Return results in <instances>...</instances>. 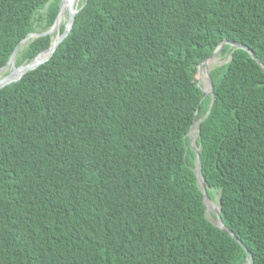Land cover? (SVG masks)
<instances>
[{
  "label": "trees",
  "instance_id": "trees-1",
  "mask_svg": "<svg viewBox=\"0 0 264 264\" xmlns=\"http://www.w3.org/2000/svg\"><path fill=\"white\" fill-rule=\"evenodd\" d=\"M60 1L0 0V68ZM76 10L50 60L0 90V264H264V68L226 44L213 97L197 84L222 42L264 66V0ZM55 35L23 44L15 67ZM196 112L207 197L241 244L207 217Z\"/></svg>",
  "mask_w": 264,
  "mask_h": 264
},
{
  "label": "water",
  "instance_id": "water-1",
  "mask_svg": "<svg viewBox=\"0 0 264 264\" xmlns=\"http://www.w3.org/2000/svg\"><path fill=\"white\" fill-rule=\"evenodd\" d=\"M62 5H63V0L60 1V8H59L58 15L61 12ZM76 13H77V10L72 6L71 3L68 2L67 6H66V13H65L66 14L65 25H64V28H63L62 32L60 31V27L58 29H56V21H57V18H58V16H57V18H56V20H55V22H54V24H53V26L51 27L50 30H48L47 32L42 33V34H36V33L29 34L23 41H21L17 45V47L15 48V50H14L12 56L10 57V59L8 60V62L2 68H0V90L5 88L6 86L12 84V83H15V82L19 81L25 74H27L30 71L35 70L40 65H42V64L46 63L48 60H50V58L54 55V53H55L57 47L59 46V44L66 38V36L70 32V30L72 28V25H73V22H74V19H75ZM55 30H56V35H55L54 39L52 40V42H51V44H50L48 49H46V50L42 51L41 53H39L31 62H29L27 64H24V65H21L19 67H15V65H14L15 54H16L18 49L23 44L28 42V40H30V39H35V38L43 36V35L52 34V33L55 32ZM226 44H229V45L233 46V48H234L233 50H235V49L245 50L256 61V63L261 66L262 69L264 68V66L262 65L260 60H258L254 56L253 52L248 47H246L244 45L237 44L235 42H228V43L227 42H222L215 49V51L209 57H207L206 59L211 58V57L219 54L221 52L222 48ZM232 52L233 51L230 52L229 59L232 58ZM42 53H47L46 57L44 59H42V60H38V57ZM206 59H204L198 65V67L201 66ZM12 61H13L14 70L13 71H8V73H6V74H2L4 72V70L9 66L10 62H12ZM15 72H18V73L16 74ZM206 75H207V80H208V89L204 90V89L201 88V91H202L201 99H203L208 94H210L213 97V83H212V80H211V77H210V71H207ZM206 115H207V113H206ZM196 116H197V112L195 113L194 123H193L192 127L189 129L188 136H191L192 128H193L195 123H197L196 129H195L196 136L199 135V124H200L201 120L196 121ZM189 145H190L191 149L196 153L195 173H196V177H197L198 186H199V188H200V190L202 192V195H203L202 200H203V204L205 206L206 214L210 215V217H211V219H209V221L212 224H214L215 226H217L218 228H220L222 231L226 232L237 243L241 244V242L230 231H228L226 229V227L224 226V224L222 222V219H221V215H220V208L218 206H217V209L216 208H210L208 206L207 202H211V204H213L214 202L211 201L207 197L206 185H205V182H204V180L202 178V174H201V163H200L199 149H198V146L196 144V139L193 140V141H191L189 139ZM218 205H219V203H218ZM212 215L215 218H212ZM249 263H250V255L248 253V256H247L246 260L242 264H249Z\"/></svg>",
  "mask_w": 264,
  "mask_h": 264
},
{
  "label": "rangeland",
  "instance_id": "rangeland-1",
  "mask_svg": "<svg viewBox=\"0 0 264 264\" xmlns=\"http://www.w3.org/2000/svg\"><path fill=\"white\" fill-rule=\"evenodd\" d=\"M81 2H82V0H80V3ZM64 23L65 22H62L61 25ZM54 33H56V30ZM210 60L211 61L208 65H206L205 63L202 64L201 66L198 67V71H197V84H198V86H200L204 90L208 89V80H207V75H206L207 71H210L214 67H218V66L228 62L229 58L221 57L220 54H217V55L213 56ZM8 71H10V70H5L2 74H6V73H8ZM196 137H197L196 132L194 130L193 132H191V136H189V139L191 141H193L196 139ZM213 202L215 203V208L217 209V205H216L217 202L216 201H213ZM208 206H210V205L208 204ZM207 217H208V219H211V217L209 215H207Z\"/></svg>",
  "mask_w": 264,
  "mask_h": 264
},
{
  "label": "bare ground",
  "instance_id": "bare-ground-1",
  "mask_svg": "<svg viewBox=\"0 0 264 264\" xmlns=\"http://www.w3.org/2000/svg\"><path fill=\"white\" fill-rule=\"evenodd\" d=\"M68 2L71 3L72 6L75 9H77V7L79 6L80 0H63V5H62V8H61V12L58 15V18H57V21H56V29H58L61 26V23L62 22H65V20H66V14L65 13H66V6H67V3ZM46 55H47V53H44V54L40 55L38 57V60L44 59L46 57ZM211 58H209V59H211ZM208 60L204 62L206 65H208L210 63V61H208ZM5 70H10V71H13L14 70L13 61L10 62L9 66ZM15 73L17 74L18 72H15ZM196 125H197V123L194 124V126L192 128V132L196 129ZM207 204L210 205L209 206L210 208H215V204L214 203L211 205V202H207Z\"/></svg>",
  "mask_w": 264,
  "mask_h": 264
}]
</instances>
